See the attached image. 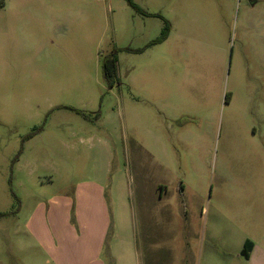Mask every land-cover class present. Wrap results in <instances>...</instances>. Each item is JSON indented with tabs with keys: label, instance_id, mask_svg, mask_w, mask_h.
Wrapping results in <instances>:
<instances>
[{
	"label": "rangeland",
	"instance_id": "1",
	"mask_svg": "<svg viewBox=\"0 0 264 264\" xmlns=\"http://www.w3.org/2000/svg\"><path fill=\"white\" fill-rule=\"evenodd\" d=\"M131 1L4 0L0 264H44L29 218L95 178L145 264L264 247V0Z\"/></svg>",
	"mask_w": 264,
	"mask_h": 264
},
{
	"label": "crops",
	"instance_id": "2",
	"mask_svg": "<svg viewBox=\"0 0 264 264\" xmlns=\"http://www.w3.org/2000/svg\"><path fill=\"white\" fill-rule=\"evenodd\" d=\"M107 187L100 178L79 182L72 199L68 194L61 196L43 214L29 218L27 227L43 250L44 264H130V253L145 264V254L128 231V218L124 216L128 209L121 205V214L115 220L113 203L104 191ZM164 190L163 185L157 188L160 200ZM73 205L77 214L71 217ZM251 241L253 248L245 259L250 264H264V247Z\"/></svg>",
	"mask_w": 264,
	"mask_h": 264
},
{
	"label": "trees",
	"instance_id": "3",
	"mask_svg": "<svg viewBox=\"0 0 264 264\" xmlns=\"http://www.w3.org/2000/svg\"><path fill=\"white\" fill-rule=\"evenodd\" d=\"M128 1L130 2V4L132 5L134 9L139 10L138 7L131 0H128ZM4 6H5L4 0H0V8H3ZM170 29H171L170 24L167 22L165 28L162 31L161 36L157 39V41L154 42V44L165 41L168 38ZM104 74L109 81L115 78L117 74V56L115 55V53H112L104 61ZM252 248H253V242L250 239H247L244 243L242 255L245 258H249V254Z\"/></svg>",
	"mask_w": 264,
	"mask_h": 264
}]
</instances>
